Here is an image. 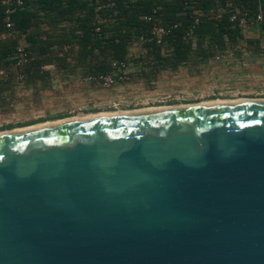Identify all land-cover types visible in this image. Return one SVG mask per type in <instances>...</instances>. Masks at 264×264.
I'll return each mask as SVG.
<instances>
[{"label":"water","instance_id":"water-1","mask_svg":"<svg viewBox=\"0 0 264 264\" xmlns=\"http://www.w3.org/2000/svg\"><path fill=\"white\" fill-rule=\"evenodd\" d=\"M0 137V264H264V100Z\"/></svg>","mask_w":264,"mask_h":264},{"label":"trees","instance_id":"trees-1","mask_svg":"<svg viewBox=\"0 0 264 264\" xmlns=\"http://www.w3.org/2000/svg\"><path fill=\"white\" fill-rule=\"evenodd\" d=\"M24 1V9L13 15L12 21L14 34H25L27 51L36 55L24 71L26 83L47 77L49 71L44 70L45 65L66 67L67 57H58V53L63 52L65 46L72 45L78 47L80 58L77 62L86 63L85 77L107 75L112 71L114 61L126 62L133 69L139 68L141 62L128 61L126 55L130 44L141 34H149L150 25L143 22L144 16H154L164 25H181L162 45H156L151 39L143 44L149 64L170 71L202 62L211 56L209 50L223 52L228 43L243 38L238 22L234 29L229 22L235 10L245 11L253 20L261 14L259 24L264 32V0H35L33 5L46 13L44 18L29 7V0ZM108 2H113L114 7L101 10L102 21L96 23V7ZM216 7L224 10L220 16L212 13L216 12ZM2 19L0 6V70L5 65L13 66L17 44L12 37H1L6 33ZM195 19L198 23L193 26ZM41 24L48 29H43ZM96 26L100 28L98 33L95 32ZM189 27H193L194 46L191 39H185ZM34 29L38 31L34 33ZM203 42H206L207 49L202 47ZM164 47L171 52L169 56L163 53ZM198 57H202V61ZM6 84L12 85L11 80L0 81V86Z\"/></svg>","mask_w":264,"mask_h":264},{"label":"rangeland","instance_id":"rangeland-1","mask_svg":"<svg viewBox=\"0 0 264 264\" xmlns=\"http://www.w3.org/2000/svg\"><path fill=\"white\" fill-rule=\"evenodd\" d=\"M214 10L217 11V7ZM253 28L255 30L251 32L244 31L243 38L228 44L244 45L255 36L264 38L260 24ZM36 31L33 30L34 33ZM202 44L207 49L206 42ZM64 49L58 53V57H67L66 67L45 65L44 70L49 71V75L42 80L15 83L14 67L5 65L1 69L11 77L12 85L0 86V133L98 113L182 106L210 100L264 99V96L251 98L233 94L232 87L238 82L235 81L236 77L227 76L228 69L224 64L233 54H227L226 49L223 52L209 50L210 57L203 61L202 57H198L202 62L170 71L162 66H151L146 57L147 49L133 42L127 48L126 59L141 62V68H134L128 81L111 87L85 81L86 63L77 62L80 58L78 47L72 45ZM162 51L166 56L171 53L165 47ZM31 57L32 60L36 59L34 53H31Z\"/></svg>","mask_w":264,"mask_h":264},{"label":"built area","instance_id":"built-area-1","mask_svg":"<svg viewBox=\"0 0 264 264\" xmlns=\"http://www.w3.org/2000/svg\"><path fill=\"white\" fill-rule=\"evenodd\" d=\"M0 6L3 9V27L6 31L1 37H12L17 44L15 47V54H14V64L13 67L16 70V74L14 77L15 83H23L25 80L24 71L32 60L30 52L27 51L26 43L23 35H15L13 32L14 23L12 21L13 15H15L18 11H21L25 7L24 0H0ZM114 3L108 2L105 4H101L96 7L94 20L96 23H100L102 21L99 12L103 9L113 8ZM143 22L150 25L149 34L144 35L141 34L136 43L143 45L148 39L154 40L155 44L160 46L163 44L164 40L170 37L175 30H177L181 25L178 23L171 24V25H164L160 20H158L154 16H144L142 18ZM262 21V15L258 14L256 19H251L247 16V13L243 10H235L229 18V22L232 24L231 28H235V23L238 22L239 26L243 28L254 27L257 26ZM198 19H195L193 22V26L197 25ZM100 28L96 26L95 32L98 33ZM80 34V32H77ZM149 37V38H148ZM185 39H191L193 46L195 44L194 34H193V27H189L185 33ZM217 60L220 57H216ZM112 71L107 75H101L98 77L88 76L85 77L84 80L90 83H96L103 85L104 87H111L116 83H124L129 80L130 73L132 72L133 68L130 64L126 62H118L114 61L111 64ZM11 77H9L8 73L4 70H0V81H9Z\"/></svg>","mask_w":264,"mask_h":264},{"label":"crops","instance_id":"crops-1","mask_svg":"<svg viewBox=\"0 0 264 264\" xmlns=\"http://www.w3.org/2000/svg\"><path fill=\"white\" fill-rule=\"evenodd\" d=\"M32 10H35L41 18H44L46 13L41 11L37 6H34L35 0H29ZM224 10L218 8L216 12H212L220 16ZM43 29H48L45 24H41ZM248 30H255L253 27L242 29V33ZM264 38L262 36L253 37L254 41H247L244 45L227 44L226 52H231L228 63L224 64L225 69H228V77H236L235 84L231 90L233 94H240L243 97H260L264 96ZM226 62V61H225ZM235 82V83H236ZM239 94L237 96H239Z\"/></svg>","mask_w":264,"mask_h":264},{"label":"bare ground","instance_id":"bare-ground-1","mask_svg":"<svg viewBox=\"0 0 264 264\" xmlns=\"http://www.w3.org/2000/svg\"><path fill=\"white\" fill-rule=\"evenodd\" d=\"M259 100H264V99H259ZM246 101H254V100H249V99H236V100H229V101H221V100H215V101H207L203 103H238V102H246ZM197 105V104H196ZM179 106H169V107H163V108H151V109H143V110H132V111H126V112H118V113H98V114H91V115H86L80 118L72 117V118H65L61 120H57L54 122H47L44 124H37L33 125L30 127H26L23 129H18L14 131H8V132H1L0 137L7 136L11 133H21L23 131H38L42 128L48 127L50 125H66L71 123L72 121L78 120V119H98L100 117H110V116H120L123 114H155L163 111H168V110H173L176 109ZM138 111V112H137Z\"/></svg>","mask_w":264,"mask_h":264}]
</instances>
